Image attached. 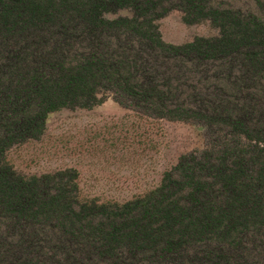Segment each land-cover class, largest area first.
Here are the masks:
<instances>
[{"label":"trees","instance_id":"1","mask_svg":"<svg viewBox=\"0 0 264 264\" xmlns=\"http://www.w3.org/2000/svg\"><path fill=\"white\" fill-rule=\"evenodd\" d=\"M0 0V264H264V0ZM127 11L129 16H115ZM218 31L183 45L157 21ZM124 109L203 130L158 187L79 196L73 169L18 175L13 147L49 115Z\"/></svg>","mask_w":264,"mask_h":264},{"label":"rangeland","instance_id":"2","mask_svg":"<svg viewBox=\"0 0 264 264\" xmlns=\"http://www.w3.org/2000/svg\"><path fill=\"white\" fill-rule=\"evenodd\" d=\"M215 2L257 13L253 0ZM117 16L129 13L121 11L107 18ZM157 24L162 40L172 45L218 35L208 22L184 25L177 11L168 13ZM203 146L200 127L152 119L108 98L91 110L63 109L49 115L43 136L11 148L6 160L23 177L73 169L78 173L82 200L122 204L158 187L163 174L182 155Z\"/></svg>","mask_w":264,"mask_h":264}]
</instances>
